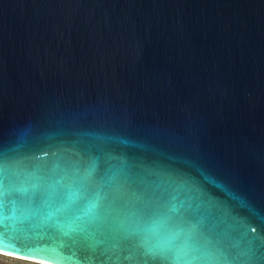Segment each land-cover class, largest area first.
<instances>
[{"label":"water","instance_id":"1","mask_svg":"<svg viewBox=\"0 0 264 264\" xmlns=\"http://www.w3.org/2000/svg\"><path fill=\"white\" fill-rule=\"evenodd\" d=\"M0 183L13 254L264 264V0H0Z\"/></svg>","mask_w":264,"mask_h":264},{"label":"snow or ice","instance_id":"2","mask_svg":"<svg viewBox=\"0 0 264 264\" xmlns=\"http://www.w3.org/2000/svg\"><path fill=\"white\" fill-rule=\"evenodd\" d=\"M24 191H27L26 189ZM4 193H3V184L0 183V220H2L3 212H4ZM99 207L98 201L91 200L89 201L86 209H85V215L92 214L97 208ZM56 216L55 212H49L47 216L44 218L48 221H55L54 217ZM167 223L166 218L160 217L155 220H153L151 228L153 231L159 232L162 230ZM57 227H61V225L57 224ZM68 228L71 229L72 226L68 225ZM3 231V224H0V232ZM250 233H254L255 229H249ZM68 235H71V232L67 233ZM18 240L17 243H19L21 249H25L21 252L23 255H35L34 252L29 251L27 249H46L51 245V239L44 235L42 236L39 232L30 235L29 239L25 241L23 237H20L19 234H17ZM175 237H170V239H174ZM168 244L167 242L159 244L156 248H152L151 251H153V255L151 259L148 261V264H231V262L228 261H221L217 258H207L204 260H189L183 258L181 255H177L175 257L169 256L166 254L165 249L167 248ZM7 251H16L14 248L6 249ZM42 259H51L50 256H42Z\"/></svg>","mask_w":264,"mask_h":264},{"label":"rangeland","instance_id":"3","mask_svg":"<svg viewBox=\"0 0 264 264\" xmlns=\"http://www.w3.org/2000/svg\"><path fill=\"white\" fill-rule=\"evenodd\" d=\"M0 264H38L18 258H13L0 254Z\"/></svg>","mask_w":264,"mask_h":264},{"label":"bare ground","instance_id":"4","mask_svg":"<svg viewBox=\"0 0 264 264\" xmlns=\"http://www.w3.org/2000/svg\"><path fill=\"white\" fill-rule=\"evenodd\" d=\"M0 254L5 255V256H9V257L14 256L16 258L22 257L23 259L31 258V259H35V261L40 260V261H42L43 263H46V264H55V263H52V262H49V261H46V260H43V259H38V258L25 256V255L20 256L21 254H17V253L13 254V252L4 251V250H0Z\"/></svg>","mask_w":264,"mask_h":264},{"label":"flooded vegetation","instance_id":"5","mask_svg":"<svg viewBox=\"0 0 264 264\" xmlns=\"http://www.w3.org/2000/svg\"><path fill=\"white\" fill-rule=\"evenodd\" d=\"M65 151L67 152L68 150H65ZM68 152H69V153L71 154V156L74 157L75 159H76V158H79V159H80V158L82 157V159L85 160L84 157H83L79 152H77V151L71 150V151H68Z\"/></svg>","mask_w":264,"mask_h":264}]
</instances>
